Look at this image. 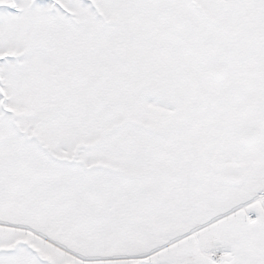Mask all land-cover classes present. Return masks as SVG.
Returning a JSON list of instances; mask_svg holds the SVG:
<instances>
[{"label":"rangeland","instance_id":"1","mask_svg":"<svg viewBox=\"0 0 264 264\" xmlns=\"http://www.w3.org/2000/svg\"><path fill=\"white\" fill-rule=\"evenodd\" d=\"M165 1L172 2L37 0V4L30 7L27 5L31 0H0V4L5 3L0 9V57L5 58L0 72L7 78V87L3 91L8 109L19 116L17 124L22 134H25L21 138L17 136V130L9 123L13 112L5 113L4 118L0 116V261L7 264H125L128 263L125 258L129 257L133 259L131 264H143L140 261L144 260H156L158 264L160 257H164L157 252L141 260V256L152 254L158 248V243L145 248H133L128 252L122 247L124 239L120 236L112 239V242L122 249L112 250L109 238L111 230L105 226L99 230V242L102 246L99 245L97 253L100 255H95L94 247L76 250V247L87 248L90 245L87 237L83 236L82 223L86 220L81 219L84 211L81 202L74 204L67 201L76 190L84 196L90 189H96L95 193L93 190L89 191V197L97 193L103 197L104 193L96 187L107 183L115 170L123 169L118 165L120 158L113 151L114 145L122 142L119 149L121 155L125 156V150L130 149L134 155L137 140L130 143L127 138L145 139L147 130L144 128H148L151 122H157L154 113L164 100L157 98L155 92H149L144 86L135 92L131 91L129 95L132 98L124 100L127 95L126 80L130 79L132 85L143 84V81L137 73L119 68L117 60L103 57L98 47L107 45L111 48V37L118 36L120 41L121 35H117V32L111 34L108 25L100 24L97 12L102 14V9H105L111 19L115 16L113 7L124 8L127 2L153 5ZM173 2L179 7L181 0ZM203 2L211 5L210 1ZM62 7L68 16H65ZM126 29L123 27L121 31ZM125 36L127 35H122ZM145 39L139 38L142 42ZM36 40L41 43L34 45ZM76 42L81 47L93 49L89 55L92 60L94 57L100 58L91 66L90 72L84 68L82 73L79 65L71 66L67 71L76 73L75 70L78 69L81 88L95 90L91 95L93 99L109 97L116 86H121L124 89V101L117 103L118 109L115 112L110 113L109 108H106L100 113L90 107H82L72 96L76 95L75 88L70 91L66 88L67 80L55 73V68L61 69L63 64L82 54ZM14 47L17 48L16 52L8 54ZM26 47L29 48L27 53L21 50ZM107 47L103 52L107 51ZM148 50L149 53L152 51L150 48ZM118 51L126 49L120 48ZM58 60L61 67L57 65ZM147 61L151 64V57ZM69 82L74 84L76 81ZM168 83L171 86V79ZM146 85L152 86L149 82ZM63 88L68 89L64 95ZM56 95H61L62 99L57 101ZM119 96L115 92L111 99L117 101ZM51 99L56 102H50ZM76 121L79 123L76 124ZM117 127L119 128L115 130ZM27 137L31 140L27 141ZM39 178L45 179V182L41 184L42 179ZM33 179L37 183L35 189H31ZM120 184L122 187H116L117 184L115 188L108 185L101 188L106 193H112V196H115L114 191L123 197L126 184ZM41 185L54 193L42 195ZM103 207L104 205L101 208ZM70 213L75 215V221H72V227L67 228L66 224L71 222ZM26 227L34 228L32 234L31 230H25ZM45 234H54L52 238H59L57 241L64 251L44 242L41 235ZM90 255H93L91 261L77 260L86 259ZM101 255L102 258L112 255V258L102 260ZM36 256L42 257L45 262L37 263Z\"/></svg>","mask_w":264,"mask_h":264},{"label":"flooded vegetation","instance_id":"2","mask_svg":"<svg viewBox=\"0 0 264 264\" xmlns=\"http://www.w3.org/2000/svg\"><path fill=\"white\" fill-rule=\"evenodd\" d=\"M216 12L205 4L178 26L172 116L149 127L134 162L143 174L101 213L128 252L158 243L146 255L162 253L158 264H264V0H224ZM219 250L231 255L218 261Z\"/></svg>","mask_w":264,"mask_h":264}]
</instances>
